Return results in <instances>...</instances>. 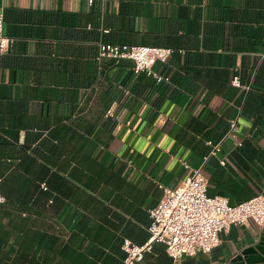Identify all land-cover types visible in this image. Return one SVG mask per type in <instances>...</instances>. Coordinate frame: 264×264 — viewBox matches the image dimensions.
<instances>
[{"label": "crops", "instance_id": "0c3cea01", "mask_svg": "<svg viewBox=\"0 0 264 264\" xmlns=\"http://www.w3.org/2000/svg\"><path fill=\"white\" fill-rule=\"evenodd\" d=\"M0 8L11 41L0 58V264H122L124 240L148 241L161 187L196 169L209 197H264V0ZM101 44L173 53L153 65L158 81L130 60H97ZM263 231L233 226L210 254L178 261L153 243L144 262L228 264L258 255Z\"/></svg>", "mask_w": 264, "mask_h": 264}, {"label": "built area", "instance_id": "2783aa9c", "mask_svg": "<svg viewBox=\"0 0 264 264\" xmlns=\"http://www.w3.org/2000/svg\"><path fill=\"white\" fill-rule=\"evenodd\" d=\"M10 42L3 35V15L0 8V58L7 52ZM172 53V49L152 46L99 45L97 60H130L134 63L136 72L145 73L160 81L162 78L153 73L152 67L157 62H166ZM231 84L234 87L240 86L237 77L232 79ZM107 114L112 117L110 112ZM236 125V120L230 121L228 136L235 137L233 133ZM236 140L240 142L238 138ZM216 149L217 147L213 149V153ZM182 164L184 169L189 168L186 162ZM161 189L162 197L150 211L148 241L138 246L124 240L121 247L124 253L122 264H146L144 255L151 251L153 243L163 244L173 261L192 257L199 252L210 254L219 245L220 234L229 231L231 227L244 226L249 222L257 226L264 225V197H255L236 206L229 205L224 198L209 197L207 180L201 169L193 170L176 188ZM2 202L0 193V203Z\"/></svg>", "mask_w": 264, "mask_h": 264}, {"label": "water", "instance_id": "95a60500", "mask_svg": "<svg viewBox=\"0 0 264 264\" xmlns=\"http://www.w3.org/2000/svg\"><path fill=\"white\" fill-rule=\"evenodd\" d=\"M254 249L258 252L256 256H248L246 252L234 256L228 264H264V231L259 243Z\"/></svg>", "mask_w": 264, "mask_h": 264}, {"label": "trees", "instance_id": "16d2710c", "mask_svg": "<svg viewBox=\"0 0 264 264\" xmlns=\"http://www.w3.org/2000/svg\"><path fill=\"white\" fill-rule=\"evenodd\" d=\"M101 45H105V44H101ZM114 118V117H113Z\"/></svg>", "mask_w": 264, "mask_h": 264}]
</instances>
